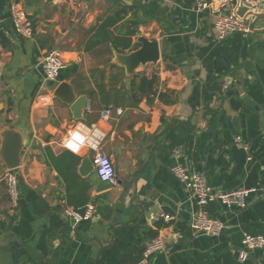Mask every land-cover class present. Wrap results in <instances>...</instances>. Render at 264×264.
<instances>
[{
	"label": "crops",
	"instance_id": "crops-1",
	"mask_svg": "<svg viewBox=\"0 0 264 264\" xmlns=\"http://www.w3.org/2000/svg\"><path fill=\"white\" fill-rule=\"evenodd\" d=\"M11 1L0 0L7 39L0 43V131L21 128L24 146L15 205L0 159V264H137L155 237L164 247L147 264H264V247L244 261L237 255L243 233L264 236V18L249 34L219 40L214 13L193 0H17L33 24L25 38L12 26ZM109 16L120 18L109 28L112 39L135 30L131 48L140 36L156 40L159 61L128 75L110 41L91 46ZM51 49L67 62L58 84L72 87L71 104L53 97L57 84L45 79L39 60ZM137 75L157 76L148 95L137 91L138 78L132 85ZM84 97L90 111L73 106ZM105 107L122 113L101 120ZM80 121L106 132L102 151L113 161L114 185L101 187L93 169L83 171L87 147L79 154L63 148ZM176 162L219 191L256 192L242 208L209 202L205 213L223 229L196 232L197 207L171 171ZM90 205L88 218L72 216Z\"/></svg>",
	"mask_w": 264,
	"mask_h": 264
},
{
	"label": "built area",
	"instance_id": "built-area-1",
	"mask_svg": "<svg viewBox=\"0 0 264 264\" xmlns=\"http://www.w3.org/2000/svg\"><path fill=\"white\" fill-rule=\"evenodd\" d=\"M195 7L199 10L209 9L214 13L213 31L217 39H223L231 33L238 32L249 34L253 31V24L260 14L264 15V0H193ZM10 18L14 31L25 38L33 35V24L28 18L22 5L17 0H12L9 5ZM42 65L45 79L59 82L61 71L67 66V62L61 52L56 49L46 51L39 60ZM39 102V100H38ZM41 104V103H40ZM86 111H90L87 103ZM120 115L121 108L105 107L98 110V117L101 120H108L113 114ZM82 133L88 139L84 145H78V151H70L65 147L66 138L69 133L80 128ZM106 132L95 123L86 124L82 121L69 128L62 146L65 150L79 154L84 147L90 150V158L93 164V170L98 178L103 182L111 185L116 183V173L113 161L102 151V145L106 140ZM236 140H240L236 137ZM246 149L247 146L243 145ZM248 159H250L248 157ZM173 175L180 180L189 191L194 205L197 207L190 221L191 228L199 233L208 235H218L223 229V223L214 218H210L204 211V207L212 201H218L228 207L242 208L246 205V199L251 193L256 192L253 187L240 188L231 191H219L212 187L206 176L200 172L191 171L187 166L178 162L171 167ZM20 171L19 167L13 169L5 168L1 176V182L4 185L6 195L11 204L15 205L19 195ZM93 207H86L83 214L72 213L76 220L86 219L90 216ZM165 221H170L173 216L169 213L163 214ZM164 242L161 238L155 237L148 240L141 252L137 264H147L149 258L154 253L161 251ZM264 247V236L261 234L251 235L243 233L241 238V248L238 250V259L244 261L247 259L251 250Z\"/></svg>",
	"mask_w": 264,
	"mask_h": 264
},
{
	"label": "water",
	"instance_id": "water-1",
	"mask_svg": "<svg viewBox=\"0 0 264 264\" xmlns=\"http://www.w3.org/2000/svg\"><path fill=\"white\" fill-rule=\"evenodd\" d=\"M257 18H264V15L260 14L257 16ZM137 42L140 44L139 47L129 51L128 53H120L115 51L119 58V63L124 66L128 75H130L138 66H143L148 63L156 64L160 59L159 43L156 40H148L147 38L140 36L137 38ZM52 94L53 97L62 99L69 104L74 102V100H72V87L64 81L56 85ZM77 103L81 104L77 106L74 103L73 106L76 108L81 107L85 110L86 97L80 99ZM77 117L79 118L81 115ZM23 146L24 134L21 128L15 127L10 129H2L0 131V159L3 161L5 168L13 169L19 167L20 153ZM82 163L84 172L93 169V164L89 153L86 155ZM96 178L100 182L101 187L106 188L111 186L110 183L101 181L97 175Z\"/></svg>",
	"mask_w": 264,
	"mask_h": 264
},
{
	"label": "trees",
	"instance_id": "trees-1",
	"mask_svg": "<svg viewBox=\"0 0 264 264\" xmlns=\"http://www.w3.org/2000/svg\"><path fill=\"white\" fill-rule=\"evenodd\" d=\"M120 18L115 19L112 16L107 17L101 24L96 25V30L94 31V34L91 37V43L90 45H96L98 43L104 42V41H110L114 47V50L120 53H124V50H132L131 48V36L135 34V30L126 32L124 35L116 37L112 39L111 31L109 30L110 27L114 26L116 22ZM0 43L3 47L7 46V39L4 36V33L0 30ZM138 78L139 84L137 87V91L140 92L141 95H148L152 91V89L157 84V76L151 75L150 77L141 75V76H135L132 81V85H135V81ZM69 153V152H68ZM74 159L76 162L79 160V158L75 155Z\"/></svg>",
	"mask_w": 264,
	"mask_h": 264
},
{
	"label": "clouds",
	"instance_id": "clouds-1",
	"mask_svg": "<svg viewBox=\"0 0 264 264\" xmlns=\"http://www.w3.org/2000/svg\"><path fill=\"white\" fill-rule=\"evenodd\" d=\"M84 126L81 125L80 128L69 133L68 138L65 141V147L70 151H78V145H84L88 139V137L82 133L81 129Z\"/></svg>",
	"mask_w": 264,
	"mask_h": 264
},
{
	"label": "rangeland",
	"instance_id": "rangeland-1",
	"mask_svg": "<svg viewBox=\"0 0 264 264\" xmlns=\"http://www.w3.org/2000/svg\"><path fill=\"white\" fill-rule=\"evenodd\" d=\"M11 19V18H10ZM12 22V21H11Z\"/></svg>",
	"mask_w": 264,
	"mask_h": 264
}]
</instances>
